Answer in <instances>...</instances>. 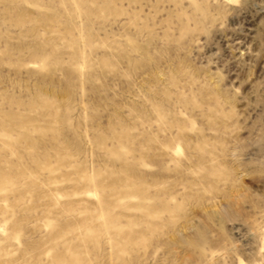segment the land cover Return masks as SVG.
Segmentation results:
<instances>
[{"label":"rangeland","instance_id":"rangeland-1","mask_svg":"<svg viewBox=\"0 0 264 264\" xmlns=\"http://www.w3.org/2000/svg\"><path fill=\"white\" fill-rule=\"evenodd\" d=\"M0 264H264V0H0Z\"/></svg>","mask_w":264,"mask_h":264}]
</instances>
